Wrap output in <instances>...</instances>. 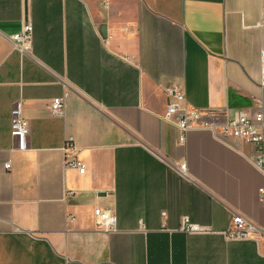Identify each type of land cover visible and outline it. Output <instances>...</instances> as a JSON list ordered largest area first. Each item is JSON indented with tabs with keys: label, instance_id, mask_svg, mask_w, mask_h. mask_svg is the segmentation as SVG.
<instances>
[{
	"label": "crops",
	"instance_id": "obj_1",
	"mask_svg": "<svg viewBox=\"0 0 264 264\" xmlns=\"http://www.w3.org/2000/svg\"><path fill=\"white\" fill-rule=\"evenodd\" d=\"M26 22L22 56L11 36ZM262 48L264 0H0V264H264V238L221 233L234 214L264 227L254 144L203 128L180 143L162 118L174 86L218 121L258 100L264 114ZM68 136L83 173L64 166ZM97 207L116 230L97 227ZM182 216L212 231L186 233Z\"/></svg>",
	"mask_w": 264,
	"mask_h": 264
},
{
	"label": "built area",
	"instance_id": "obj_2",
	"mask_svg": "<svg viewBox=\"0 0 264 264\" xmlns=\"http://www.w3.org/2000/svg\"><path fill=\"white\" fill-rule=\"evenodd\" d=\"M13 47L22 56L31 53L33 44V27L31 23H23L20 31L11 36ZM259 85L264 88V48L260 51V79ZM167 108L163 115V120L173 124L179 131V142L183 143L186 133L194 128H203L211 130L218 137L234 138L240 142H249L254 144L257 154L251 157L253 164L264 169V114L263 104L261 100L251 110H239L232 118L218 121L216 110H201L190 106L187 103L184 90L181 86L166 88ZM68 92L53 98L50 103L49 110L51 115L57 117L64 116L65 98ZM23 101L17 100L11 110V135L16 142V149L24 151L28 148V136L30 127L28 121L22 114ZM63 162L66 168H76L79 172L85 171L84 165L77 158L78 147L73 136L65 139L62 147ZM6 169H11V163L5 164ZM180 170L186 173V164L180 165ZM264 196V188L259 190ZM96 225L98 228L112 231L116 230V217L109 209L97 207L94 211ZM162 216H166V212H162ZM69 219L73 221L74 216ZM180 230L186 233H208L212 229L209 226L197 224L189 218L182 216L180 222ZM227 239H260L264 238V227L258 226L241 214H234L231 226L227 230L221 232Z\"/></svg>",
	"mask_w": 264,
	"mask_h": 264
}]
</instances>
